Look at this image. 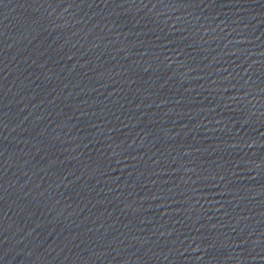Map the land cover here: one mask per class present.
Masks as SVG:
<instances>
[{
    "label": "water",
    "instance_id": "95a60500",
    "mask_svg": "<svg viewBox=\"0 0 264 264\" xmlns=\"http://www.w3.org/2000/svg\"><path fill=\"white\" fill-rule=\"evenodd\" d=\"M0 264H264V0H0Z\"/></svg>",
    "mask_w": 264,
    "mask_h": 264
}]
</instances>
